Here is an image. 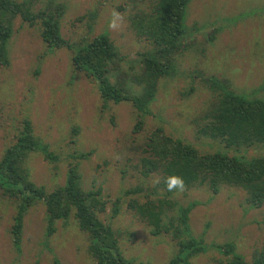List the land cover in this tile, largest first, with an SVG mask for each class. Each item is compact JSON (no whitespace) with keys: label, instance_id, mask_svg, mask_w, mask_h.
Returning a JSON list of instances; mask_svg holds the SVG:
<instances>
[{"label":"rangeland","instance_id":"rangeland-1","mask_svg":"<svg viewBox=\"0 0 264 264\" xmlns=\"http://www.w3.org/2000/svg\"><path fill=\"white\" fill-rule=\"evenodd\" d=\"M16 1H29L33 12L60 6L61 36L70 42L79 44L106 34L122 57L110 69L111 82L131 95L139 94L141 54L151 47L137 33L138 19L150 12L154 0ZM114 12L122 19L116 29H110ZM185 19L190 34L184 50L175 56L176 72L159 79L149 114L137 133L133 129L138 117L131 104L104 105L95 83L72 68L68 51L46 48L39 25L14 21L8 42L10 64L0 67V157L18 122L28 118L36 138L59 157L50 163L38 153L29 154L25 167L31 181L48 191L63 186L68 163L78 162L83 190L100 189L106 202L100 218L118 236L121 254L135 262L165 264L176 253L170 234L151 235L148 226L126 208L125 192L135 187H143L134 196L139 201L155 189V197H164L159 175L139 174L141 150L157 127L200 152L264 157L263 145L225 148L200 132L213 108L208 78L227 82L236 93L264 99V0H191ZM80 153L89 156L81 161L71 158ZM167 197L181 206L196 203L189 214V229L193 237L203 239L206 252L189 264H220L214 246L228 242L249 263L264 244V207L251 208L241 188L223 185L214 194L204 186L192 187ZM117 200L120 212L112 217ZM174 213L171 210L170 215ZM14 214L13 206L0 199V264H93L88 239L73 218L56 222L55 233L45 236L41 203L27 210L16 250L10 236Z\"/></svg>","mask_w":264,"mask_h":264},{"label":"trees","instance_id":"trees-1","mask_svg":"<svg viewBox=\"0 0 264 264\" xmlns=\"http://www.w3.org/2000/svg\"><path fill=\"white\" fill-rule=\"evenodd\" d=\"M190 1L154 0L150 12L139 16L137 33L146 38L151 48L141 54L143 86L138 95H131L127 89L111 82L110 69L122 57L106 34L79 44L61 36L60 6L46 12H33L29 1L0 0V67L5 68L10 64L8 42L13 35L14 21L19 19L28 26L39 25L40 37L46 48L49 51H68L72 68L83 72L95 83L104 105L108 102L131 104L138 117L133 131L140 132L144 126L142 119L149 114L150 104L155 99L159 79L171 77L176 72L175 56L184 50L185 39L190 34L185 19ZM207 84L213 91V108L205 118L201 134L225 148L239 150L255 145L264 146V99L236 93L227 82L215 78H208ZM32 153L40 154L50 163L59 159L36 138L30 120L23 118L0 157V199L8 201L15 209L10 236L16 250L21 245L23 219L27 210L41 203L45 207V236L49 238L55 233L56 222L73 218L79 231L88 239L87 253L93 259V264H152L135 262L121 254L118 236L99 215L106 211L100 189L83 190L78 162L68 163L63 186L48 191L30 179L25 164ZM141 154L139 174L142 177L159 175V187L164 190V197H155V189L146 195L144 201H139L134 196L141 193L143 187H135L125 192V196L129 197L126 208L148 226L151 235L172 236L176 253L165 264H189L192 258L206 252L203 239L193 237L189 229V214L196 203L181 206L167 197L175 192L166 190L165 181L170 175L182 177L185 189L204 186L216 194L223 185L241 188L246 192V202L251 208L264 207L263 156L247 159L221 151L200 152L185 140L165 133L160 127L151 133ZM88 156L87 153H80L71 158L81 161ZM119 204L120 200L114 203L112 217L119 214ZM171 210H175V213L170 215ZM214 249L220 255V264H264V244L252 254L249 263L236 252L231 242L216 245Z\"/></svg>","mask_w":264,"mask_h":264},{"label":"clouds","instance_id":"clouds-1","mask_svg":"<svg viewBox=\"0 0 264 264\" xmlns=\"http://www.w3.org/2000/svg\"><path fill=\"white\" fill-rule=\"evenodd\" d=\"M119 13H113V19L109 21L108 27L110 29H116L119 25L117 23L118 20H121ZM155 183H159V180L156 179L154 181ZM166 190L167 191H179L182 192L185 189V183L182 177L176 176V175H170L166 178Z\"/></svg>","mask_w":264,"mask_h":264}]
</instances>
